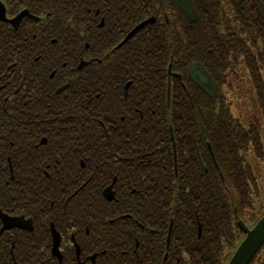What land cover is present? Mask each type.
I'll use <instances>...</instances> for the list:
<instances>
[{
	"label": "trees",
	"instance_id": "trees-1",
	"mask_svg": "<svg viewBox=\"0 0 264 264\" xmlns=\"http://www.w3.org/2000/svg\"><path fill=\"white\" fill-rule=\"evenodd\" d=\"M162 1H165L164 13L170 23L166 24L163 36L166 38L164 62L158 48L160 34H154L153 26L142 31L144 41H135V45L142 49L145 45V48L140 55H133L130 62L134 67L131 79L141 90L143 98L156 99L163 88L165 93L167 86L170 88L165 104L144 103L141 117L133 114V128H145L149 132L148 135L140 133L139 140L134 142L135 169L142 175L139 180H135L138 175H134L135 181L131 186L136 193L125 195L127 192L121 190L122 195L115 201H106L100 196L107 181L116 174L112 167L115 154L120 160L119 157H126V152L102 153L99 159L101 171L93 186L99 189L98 194L91 195L90 200L82 201L77 194L68 202L58 201L62 194L76 188V184L70 181L62 182L65 174L58 170L55 179L59 182L52 186L55 224L78 225L79 216L83 214L90 231L85 236L86 240L102 243L99 247L90 246V252L99 253L97 264H110L105 259L113 256L114 250L121 262L129 256L138 258L130 264H144L146 257L150 260L151 252L157 255L156 264H160L163 252L168 258L180 253L181 264H225L223 252H231L236 247L237 221L258 219L264 213L256 174L246 155L249 151L255 158H264L260 125L256 121L245 129L234 118L226 95V89H233L229 79L233 76L237 79V71L242 65L264 112V0H206L205 4L197 0L195 24L187 22L171 0H133V9L137 10L134 15L138 18L158 16ZM174 16H179L182 27L180 50L176 53L173 48L171 51L168 49L169 25L175 24ZM14 34L18 33L13 32L5 38V47L9 49L8 46L17 44L22 63L18 62L8 72H21V77L12 76L9 84L6 78L5 91L18 96L14 91L17 86L25 85L30 90L28 64H33L34 56L23 52L29 45L25 46L22 39L14 41ZM15 56L16 53L6 54L7 65L15 63ZM193 62L201 63L217 84V99H209L187 77L188 67ZM169 67L172 74L176 72L181 76L183 87L172 75L169 77ZM6 95L10 96L9 93ZM177 98L183 101L178 103L175 101ZM25 100V95L17 97L12 108L8 102L4 103L6 127L32 128L30 103ZM78 107V102L71 100L69 113L78 115ZM13 113L15 120L8 119ZM51 126L64 128L60 124ZM69 127H78V124L71 123ZM156 130L159 131L156 133ZM179 130L190 132L179 134ZM197 130L200 132L196 133ZM233 130L242 133L226 132ZM23 135L11 134L9 138L17 144V136ZM207 143L213 151L216 165H210ZM141 161L155 165L146 166L148 171L142 173ZM122 162L125 164V160ZM159 168L161 175L157 173ZM91 171L94 174V168ZM145 176L148 178L143 183ZM121 182L122 188L130 186L125 179ZM63 202L66 205L61 206ZM128 215L132 218L126 217ZM111 219L114 220L111 222ZM131 225L133 229L129 228ZM147 229L155 230L154 238H148L153 244L150 249L145 246ZM163 229L169 234V244L164 249L159 243ZM126 230H132L133 234L141 231L144 238L139 237L138 248L135 243L129 244L132 239ZM112 241H118L119 247H111ZM41 251L37 250L39 255H42ZM164 264L170 263L167 260ZM261 264H264V258Z\"/></svg>",
	"mask_w": 264,
	"mask_h": 264
},
{
	"label": "flooded vegetation",
	"instance_id": "flooded-vegetation-1",
	"mask_svg": "<svg viewBox=\"0 0 264 264\" xmlns=\"http://www.w3.org/2000/svg\"><path fill=\"white\" fill-rule=\"evenodd\" d=\"M196 1L194 0L195 9ZM133 3V0H0V264L98 263L99 253L90 252V246L99 247L102 243L86 240L85 236L89 235L90 231L86 227L83 214L79 216L78 225L70 227L67 224H55L52 186L59 182L55 179L57 170L65 174L62 182L70 181L76 184L72 192L62 194L58 201L68 202L77 194L82 201L90 200L91 195L98 194L99 189L93 186L96 185L95 178L101 171L99 159L102 153L126 152V157L121 156L120 160L115 154L116 159L112 167L116 174L107 181L100 196L106 201H115L122 195L121 190L127 192L125 195L136 193L131 184L142 175L135 169L137 162L135 163L133 156L134 142L139 140L140 133L148 135L149 132L145 128H133V114L141 117L144 103L165 104L168 94L163 88V92L156 99L143 98L141 90H138L131 79L134 67L130 62L133 55H140L144 50L145 45L142 49L135 45V41H144L142 31L150 26H153L154 34H160L158 48L164 62L166 38L163 36L166 24L170 23L164 13L165 1L161 2L157 10H160L158 16L145 18L134 15L137 10L134 11ZM172 3L174 4L173 1ZM175 7L184 14L177 5ZM227 12L230 14V10ZM21 14L24 16L16 27L13 26L11 22ZM184 17L190 24L197 22L196 20L191 23L185 14ZM174 19L175 24L169 25L168 49L171 51L173 48L176 53L180 50L182 27L179 16H174ZM148 20L153 22L133 33L135 28ZM13 32L18 33L14 34V41L22 39L25 46L29 45L23 52L34 56L33 64H28L30 90L28 91L25 85L17 86L14 91L18 96L5 91L6 78L9 79L7 82L9 84L12 76L21 77V72L18 74L8 72L12 66L18 65V62L22 63L21 51L17 44L8 46L9 49L5 47V38ZM14 53L15 63L7 65L6 54ZM193 63L202 66L199 62ZM177 76L180 75L176 72L172 74L183 87L182 79H178ZM187 77L189 78L188 71ZM24 95L26 96L24 102L30 103L32 128L6 127L4 103L8 102L12 108L15 106L16 98ZM71 100L78 102V115L75 112L69 113ZM175 101L181 103L183 99L177 98ZM14 114H10L8 119L15 120ZM74 119H77V122ZM71 123L78 124V127L68 128ZM53 124L63 125L64 128H53L51 126ZM158 131L156 130V133ZM189 132L178 131L179 134ZM198 132L200 131L197 130L196 133ZM209 132L212 133L211 130ZM226 132L242 133L240 130ZM11 134L24 135L17 136L15 144L9 138ZM5 142L9 144L5 145ZM209 148L211 149L207 143L210 165L213 166L216 165L215 157ZM246 155L248 161L253 160L251 152L248 151ZM150 164L149 161L139 163L143 168L142 173L148 171L146 166ZM151 165L154 166L155 163ZM91 168H94V174ZM155 173L156 171L153 172L154 175ZM157 173L161 175V168ZM134 175H138V179L134 180ZM147 178L148 176H145L141 182L144 183ZM255 178L260 191L259 179L257 176ZM122 179L130 186L122 188ZM66 202L61 206L66 205ZM263 216L264 213L258 219L247 218L248 220L240 221L252 230ZM126 217L132 218L130 215ZM140 227L142 229L143 226ZM129 228L133 229L134 226L131 225ZM238 230L239 233L235 236V249L223 252L225 264L229 263L246 238L245 232L239 226ZM140 232L137 230L133 234L132 230H126L132 239L129 240V244L135 243L136 248L139 247V237L144 238ZM165 232L164 229L161 231L159 241L163 249L169 244V234ZM55 234L58 236L60 258L53 254ZM154 234V229L146 230L147 249L152 248L153 244L149 239L154 238ZM110 246L116 249L119 247L118 241H112ZM38 249L43 250L40 253L42 255H39ZM113 253V256L105 259L110 261V264L117 262L130 264L138 260L129 256V259L121 262L117 251L114 250ZM150 254V260L146 257L144 264H148L149 261L150 264H156V253ZM263 258L264 245L249 264H261ZM167 260L170 264H181V254H173L168 258L163 252L160 264Z\"/></svg>",
	"mask_w": 264,
	"mask_h": 264
},
{
	"label": "water",
	"instance_id": "water-1",
	"mask_svg": "<svg viewBox=\"0 0 264 264\" xmlns=\"http://www.w3.org/2000/svg\"><path fill=\"white\" fill-rule=\"evenodd\" d=\"M172 1L174 2L175 5H177L180 8V10L185 14L186 18L191 23L197 20V13L195 9L194 0H172ZM200 1L203 4L206 3V0H200ZM0 10H1V5H0ZM1 13L2 15L4 14L3 11ZM22 16H24V14L19 15L14 21L11 22V24L16 27ZM152 22L153 20H148L144 22L143 24L135 28L133 33L138 31L144 25H147ZM168 74L169 77L172 75L170 67ZM188 76L192 81V83L195 86H197L203 93H205L209 98L217 99L219 95L217 85L213 81L211 76L207 73V71L200 64H196V63L191 64L188 70ZM177 78L181 79L180 76H177ZM167 94L169 99L170 96L169 87ZM209 150L210 153L212 154L210 148ZM175 173H176V169H175ZM238 226L245 232L246 238L239 245V247L235 251L234 255L232 256L228 264H249L253 259V257L255 256V254L264 245V216L258 221V223L255 225V227L252 230H249L241 221L238 222ZM54 238H55V243L53 247V254L58 258H60L57 247L58 236L55 234Z\"/></svg>",
	"mask_w": 264,
	"mask_h": 264
},
{
	"label": "rangeland",
	"instance_id": "rangeland-1",
	"mask_svg": "<svg viewBox=\"0 0 264 264\" xmlns=\"http://www.w3.org/2000/svg\"><path fill=\"white\" fill-rule=\"evenodd\" d=\"M238 77L229 79L233 89H226V95L231 103V112L245 129L258 122L260 125L261 142L264 148V112L259 105L254 87L249 79L244 66L238 69ZM256 176L259 179L261 190L259 191L260 203L264 205V158L258 159L253 156L249 161Z\"/></svg>",
	"mask_w": 264,
	"mask_h": 264
}]
</instances>
